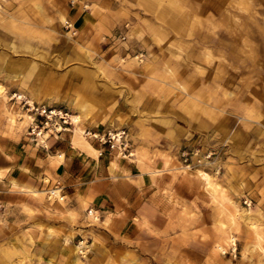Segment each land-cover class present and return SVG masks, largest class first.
<instances>
[{"label":"rangeland","instance_id":"374dc122","mask_svg":"<svg viewBox=\"0 0 264 264\" xmlns=\"http://www.w3.org/2000/svg\"><path fill=\"white\" fill-rule=\"evenodd\" d=\"M36 1L0 0V134L24 133L38 145L75 134L76 100L92 115L80 123L86 140L149 181L134 190L137 217L127 222L82 197L75 211L48 171L44 187L26 192L35 203L8 206L15 229L0 242V264H264V0H80L116 20L112 31L105 21L94 27L95 37L74 25L68 32L60 14L50 22ZM33 87L37 103L62 109L70 129L33 131L12 98L31 99ZM90 130L125 131L131 154ZM222 192L253 210L252 221L237 213L232 223ZM230 234L236 255L227 252Z\"/></svg>","mask_w":264,"mask_h":264},{"label":"crops","instance_id":"0c3cea01","mask_svg":"<svg viewBox=\"0 0 264 264\" xmlns=\"http://www.w3.org/2000/svg\"><path fill=\"white\" fill-rule=\"evenodd\" d=\"M35 4L43 13L51 15L45 16L50 22L52 19L59 21L60 14L72 22L77 31H86L91 33L90 36H97L94 27L101 26V22H106L105 27L110 31L116 26V20L111 16H105L103 20L102 13L96 14L81 3L70 6L65 0H37ZM17 5L13 2V7ZM67 129H70L69 126ZM74 135L64 131L51 136L46 145H38L31 139L29 141L24 133L16 137L0 134V203L6 207L0 213V242L15 229L12 218H8L11 212L8 206L20 202L35 203L33 197L26 193L27 189L44 187L48 171L63 183L67 195L76 201L77 206L73 205L75 211L81 212L79 197H82L88 199L91 205L102 208L100 210L104 213L109 212L105 209L109 208L112 213L125 214L127 222H135L136 212L129 201L134 199V190L149 181V175L135 172L138 169L135 163L120 160L108 149L91 144L98 153H89L86 148L74 144ZM109 167L118 173L117 181L109 174ZM69 209L72 208L65 212ZM64 224L68 225L67 222ZM155 226L160 227V224Z\"/></svg>","mask_w":264,"mask_h":264},{"label":"built area","instance_id":"2783aa9c","mask_svg":"<svg viewBox=\"0 0 264 264\" xmlns=\"http://www.w3.org/2000/svg\"><path fill=\"white\" fill-rule=\"evenodd\" d=\"M80 0H70V3L72 5H76ZM85 8L87 7V4H84ZM64 28L68 32H72L73 34L76 33V30L73 27L72 22L69 20H66L64 23ZM12 98L20 99V103L22 104V107L30 113V116L32 117V121L36 125V127H32L33 131L35 128H39L38 135L42 134L43 129H48L47 131H56L60 132L61 130H66L68 128V124H70L69 120L66 118V114L62 109H56L44 104H40L37 102H31L29 99L23 98L22 95H18L17 93H14ZM93 138L98 140L101 144L107 145V147L110 150H115L118 152L119 155L122 156H128L131 154V151L128 149V143L126 139V132L120 131V132H114V131H108V132H89ZM58 196L56 193V189H52L49 191V197ZM61 199L64 198L63 195L59 196ZM1 207V203H0ZM97 210L90 208L89 209V215L93 216L95 219H100V216L96 214ZM231 246L229 248L230 254L236 255L237 252V245H236V239H232Z\"/></svg>","mask_w":264,"mask_h":264},{"label":"bare ground","instance_id":"6f19581e","mask_svg":"<svg viewBox=\"0 0 264 264\" xmlns=\"http://www.w3.org/2000/svg\"><path fill=\"white\" fill-rule=\"evenodd\" d=\"M192 14H194V13H192ZM63 21H65V19ZM15 78L16 79H19V78H21V76L18 75V76H15ZM4 91H5V88L2 85H0V94H3ZM29 100L31 102H41L42 101L41 94H40L39 89L37 87H33L32 88L31 99H29ZM71 104L74 105L75 112H76L75 114L72 115V118H73L74 122L77 125L76 128H75L74 144H76L78 146H84V147H86V149H87V151L89 153L95 154V150L96 149L86 140V138L84 136L85 130L80 125V123H82V122L90 121L92 115L90 114V112L88 111V109L86 108V106L84 104L76 103V100H72L71 101ZM30 118H31V116H30ZM210 185H211V189H213V191H215L216 187H214V183L211 182ZM14 186H16V187H24V186H21V185H18V184H14ZM24 188H23V190H24ZM27 190L34 191L32 189H27ZM38 192H36V193H38ZM220 195L222 196L223 199L229 201V203L231 204V207L232 208L230 210V213H231V221H232V223H236V215H237V213L245 221L246 220L248 222L249 221H252V219H253V215H252L253 214V210H246L245 208H240L237 203H235L233 200H231V198L229 196H227L223 192ZM252 223H253L252 225H255L254 222H252ZM224 233H227V231H224ZM228 238H230V241H233L232 239H234L235 237H234V235H231L230 234L228 236ZM83 247H85V242L83 240L80 241L78 244H76L74 246V249H75V252H74V260L76 262L81 258V255L85 253Z\"/></svg>","mask_w":264,"mask_h":264}]
</instances>
